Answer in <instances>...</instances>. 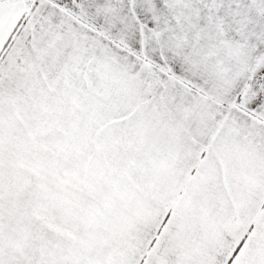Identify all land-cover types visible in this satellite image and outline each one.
I'll list each match as a JSON object with an SVG mask.
<instances>
[{
  "label": "snow or ice",
  "instance_id": "obj_1",
  "mask_svg": "<svg viewBox=\"0 0 264 264\" xmlns=\"http://www.w3.org/2000/svg\"><path fill=\"white\" fill-rule=\"evenodd\" d=\"M0 264H264V0H0Z\"/></svg>",
  "mask_w": 264,
  "mask_h": 264
}]
</instances>
